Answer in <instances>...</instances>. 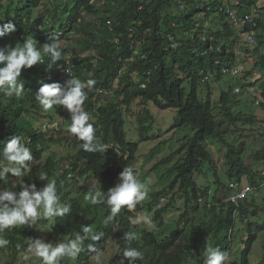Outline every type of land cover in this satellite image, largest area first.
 Segmentation results:
<instances>
[{
	"label": "trees",
	"instance_id": "1",
	"mask_svg": "<svg viewBox=\"0 0 264 264\" xmlns=\"http://www.w3.org/2000/svg\"><path fill=\"white\" fill-rule=\"evenodd\" d=\"M235 1L0 0V20H3L0 23L11 20L15 25L14 32L0 39V47H14L17 42L23 43L25 38L33 37L42 50L45 43L58 39L63 58L72 55L73 77L81 81L89 78L96 80L91 90L85 88L88 99L83 107L89 113V123L96 129L99 142L107 145L105 151H85L83 141L68 131L71 124L68 111L62 106H53L46 111L35 99V93L44 83L58 82L63 86L67 81L56 79L58 67L53 64L49 68L51 57L43 52V64L22 69L19 78L24 83L21 96L9 97L0 92V150L14 136L22 137L23 141L30 138L25 145L33 155L32 163L37 164L43 159L42 153L47 147L55 145L71 149L64 156L48 155L39 170L40 173H47L48 180L56 181L57 194L62 203L71 205L70 213L51 218L50 228L46 227L50 219H40L32 226L6 229L3 236L10 243L0 248V264L3 260L4 264H16L18 254L26 250L30 238L42 239L36 231L37 226L42 225L47 230L44 241L53 238L51 243L72 238L83 225L92 227L100 217L99 207L83 200L84 191L82 197L78 192H71L70 183L90 177L102 183L118 181L119 168L111 163L128 164L138 148L137 142L127 139L129 118L136 121L138 133L144 134L153 129L155 117L161 112H165L166 119L173 120L170 130L183 129L184 134L164 136L153 146L152 150L159 149L163 153L170 148L159 162L168 164L162 175L167 182L162 188L149 191L142 206L152 210L162 200V208L155 211L156 220L162 224V215L177 208L176 199L179 203V199L185 198L186 204L193 202L192 221H183L186 217V212H183L179 221L184 224L177 226L174 234H171L173 229L165 233L145 231L141 236L137 233V239L130 246L138 248L142 258L133 264H205L208 243L226 251L229 258L233 257L234 251L238 254L237 258L225 264H250L253 243L264 229V222L255 226L250 220L259 208L256 193L264 187V118L256 117L257 113L249 109L246 102L252 101L264 113V82L260 84L261 77L254 76L255 72L264 73V2ZM180 3L186 5L184 10L178 9ZM227 7L248 12L257 9L260 13L259 17L256 16L258 30L254 45L241 44L244 54L254 56V61L249 67H242L237 78L228 81V76L222 74V67L234 65L240 57L238 32L241 29L227 20L228 15L224 13ZM101 9L106 12L111 10V14L99 15ZM168 33L178 42L176 48L170 46ZM137 49L139 55L135 54ZM132 57L134 59H130ZM48 73H52L54 79H46ZM253 77L255 80H252ZM232 81V84L242 86V91L236 95L232 93L233 85L229 84ZM221 82L224 88L220 86ZM214 85L220 88L217 97H213L211 88ZM250 85L256 87L253 93L243 91ZM242 103L252 112H244ZM45 119L57 120L59 130H42L40 121ZM254 129L259 139L240 138L242 133L243 137L249 136L247 131ZM158 131L161 133L162 129ZM256 140L262 142L260 146H254ZM209 141L213 147L214 144L225 147L224 163H220V169L215 166ZM111 144L120 153L115 154ZM126 152L128 157L124 159ZM66 158L73 161L72 176L67 180L65 172L57 173L55 170L58 161ZM0 160H4L2 155ZM6 163L5 160V166ZM34 167L31 170L37 172ZM222 171L228 181L250 184L254 189L251 199H245L238 207V222L234 205L224 209L220 204L207 208L197 203V198L205 197L210 189L208 184L197 183V178H207V173L214 176L216 184L211 199L216 200L220 196V200L228 196V181L224 183L219 178ZM39 175L27 173L16 178L9 173L0 179V188L10 187L7 183L10 180L18 185L22 181L35 183L39 189L47 182L40 181ZM15 190L21 189L17 186ZM107 193L104 191L105 202ZM102 204L109 207L106 203ZM124 212L125 208L115 216L118 222L109 221L102 230H99L101 226L94 225V232L100 235V239L85 241L84 251L73 264H91L94 253L88 249V244L104 249L107 234L111 233L114 224L120 223L119 229L125 224ZM109 213L110 209L106 218ZM119 229L110 238L122 247L108 264H119L124 248L129 246V242L122 243L124 238ZM243 232L248 233L244 238L241 237ZM238 239L241 244L232 247L231 243ZM27 264H40V259L33 255ZM123 264H129L128 260L124 259ZM257 264H264V251Z\"/></svg>",
	"mask_w": 264,
	"mask_h": 264
},
{
	"label": "clouds",
	"instance_id": "2",
	"mask_svg": "<svg viewBox=\"0 0 264 264\" xmlns=\"http://www.w3.org/2000/svg\"><path fill=\"white\" fill-rule=\"evenodd\" d=\"M141 7L142 5L138 8L140 9ZM185 8L186 5L184 3H180L178 6L179 10H184ZM108 23L111 24L110 20H108ZM109 26L111 27V25ZM235 27L238 29V26ZM246 29H249V27H246ZM255 29V38L252 44H246L240 35L239 41L241 42L242 40L243 45L252 47L256 41L258 26ZM14 31L15 25L11 20L6 23H0V39H3L5 36ZM241 31L242 30L239 32ZM57 41L58 39L54 40L52 43H45L42 46V50L37 47L38 42L33 37L25 38L23 43L17 42L14 47L10 45L0 47V92H3L9 97L13 95L17 97L21 96L24 87V83L20 82L19 79L21 77L22 69L32 68L37 64H43V52L51 57V64H49V68H51L53 64L58 67L59 74L56 79H63L67 81L63 86L58 82L44 83L35 93V99L46 111L52 109L53 106H62L68 111L71 117V124L68 131L74 134L79 140L83 141L82 148L85 151H105L107 145L99 142L96 129L92 123H89V113L85 111L83 107L85 101L88 99V93L85 91V88L91 90L95 86L96 80L89 78L86 81H81L79 78L73 77L74 64L72 63V55L68 54L63 58V50ZM115 41L117 42V40ZM238 52L241 54L240 49ZM135 54L139 55V49L136 50ZM130 59H134V57ZM59 61L61 62L57 64ZM234 66L238 69V72L235 75L230 73V68ZM241 68V65L238 64V61H236V63L232 66L222 67V74L227 75L228 79H232L234 77L237 78L240 75ZM224 69H228V71L224 72ZM261 74L264 73L259 72L256 75L259 76ZM89 76H91V73ZM46 79H54V76L52 73H48L46 75ZM232 83L233 81L230 83L233 85V94L236 95L242 91L241 85ZM252 87L256 88L254 85H250L243 91L246 90L247 93H253V90L251 89ZM237 88L238 90H236ZM40 124L42 130L44 131L59 130L60 128L57 120L50 121L45 119L41 120ZM29 141L30 138H28L27 141H23L22 137L14 136L7 143L6 147L0 150V155L4 157V160H0V179H3L9 173L12 177L20 178L30 172V164H33L32 161L34 158L30 149L25 145V143H29ZM110 146L112 147L114 153L115 150H117L115 154L120 153L114 144H111ZM127 157L128 152L125 153L124 159ZM5 160L7 161L6 166L4 164ZM72 163V159L66 158L59 160L56 164L55 170L57 173L65 172L64 178L66 180L71 179ZM115 163L117 162H113L111 164L114 166ZM119 163L123 166L122 162ZM38 179L40 181H47L46 184L39 189L35 183H25L23 181L20 182L19 185L16 182H13L10 187L0 188V248H5L10 243V241L3 236L6 229H11L21 225L32 226L40 219L62 217L70 213L71 205L68 203H62L60 196L57 194L56 181L54 179L48 180L47 173L45 172H41ZM74 183L75 182L70 183V186ZM98 183L100 185V188L98 189H88L89 191L84 189L80 191V193H83V191L85 192V199L89 200L92 205L106 203L109 206L104 207V211L102 212L99 210L100 217L95 223H93V226L83 225L81 231L76 232L72 238H65L64 240L56 243H45L42 239L30 238L29 244L25 250L27 254L23 257L25 261L31 260L33 255L40 259V264H60L61 259L64 257H70L75 260L79 254L84 251L85 241H97L100 239V235L94 232V225L97 227L101 226L99 230H102L103 226H108L109 221L115 220V216L119 214L123 208H125V212L122 215L125 219V224L120 229V223L114 224L111 233L107 234L106 243L107 246L109 239H111L110 237H114L115 232H117L118 229L122 230L124 238L122 243L128 244L129 242V246L124 248L122 259L119 261V264H123L124 259H127L129 264H133L134 261L142 258V252L138 248L130 246L131 242L137 239V233L140 236L145 231L163 233L168 227L170 219L173 217L175 218L174 222L176 223V227L183 226V221L185 220L192 221L190 216L193 213V202L189 201L190 203L188 202L186 204L185 198L179 199V203L176 199L177 208L175 210L167 211L162 215V224L160 220H156L155 212L156 210L162 208V200L155 204L152 210L143 209L142 201H144L148 196V186L151 184V180L148 179L147 181H142L139 178V174L135 170L134 166L129 165L123 168V171L118 177V182L114 187L109 185L111 183H107L105 185L99 181ZM17 186H19L21 190L16 191L15 189ZM227 186L230 188V192L224 199L218 200L220 198V196H218V199L212 200L211 194L215 191V189L209 186L210 189L208 190L207 195L205 197L199 196L197 198V203L201 206H207V208L220 204L224 209H226L229 205H234L236 207L234 214L237 215L236 220L238 222L240 220L238 207L245 199H249V197H251L250 194L254 191V189L250 184L243 185L238 184L237 182L232 183L230 181L227 182ZM101 189L103 191H101ZM104 191H108L106 202ZM108 209H110V213L106 218ZM172 211L176 212V214L178 212V216L170 214ZM183 212H186V217L183 221H179ZM176 227L173 230L171 229V234L176 233L178 230ZM243 233L244 234H242L241 237L244 238V235L248 233ZM111 240L114 241V239ZM231 244L232 247H234L240 245L241 242L238 239ZM121 247L122 246L118 247L119 251ZM88 249L94 253L93 259L95 264H101V250L95 248L92 244H88ZM118 253L114 254L112 257ZM228 260H231V257L229 258V254L226 251H221L220 248L214 247L211 243L207 244L205 264H225ZM64 262L62 264H64ZM65 264L73 263L68 261Z\"/></svg>",
	"mask_w": 264,
	"mask_h": 264
},
{
	"label": "rangeland",
	"instance_id": "3",
	"mask_svg": "<svg viewBox=\"0 0 264 264\" xmlns=\"http://www.w3.org/2000/svg\"><path fill=\"white\" fill-rule=\"evenodd\" d=\"M229 1H232V0H229ZM262 1L264 2V0H262ZM98 13H99V15H110L111 14V10L106 12L103 9H101ZM238 44H239V49L241 51L240 57L237 60L238 64L241 65V67H243V68L249 67L254 61L253 60L254 56L248 55L247 53H245V55H244V52H243L244 47L241 46L242 40ZM255 73L257 74L258 72H255ZM256 74H254V76ZM228 80L229 79L226 78V81H228ZM252 80H255V77H253ZM222 83L223 82L220 83V86H222L224 88ZM211 89H212L213 97H215V96L217 97L220 88L218 86L216 87L214 85V86H212ZM243 104L244 103H242V107H241L243 109V111L251 113L252 111H248L246 109V107L243 106ZM246 106L249 109H251V110H253V111H255L257 113L256 117H258L260 119L264 118V113H261L262 111L258 107L254 106L252 101L249 100L248 102H246ZM136 108H137V106H135V109ZM239 108H240V106H239ZM164 113L161 112L157 117H155V123L153 125V129L147 131L144 134L138 133L137 127H136V121L134 119H132V118H129L130 123H129V126H128L129 133L127 135L128 136L127 139L130 140V141H133V142H137L138 143V148H137V151H136V153L134 155L133 160L128 162V164L123 165V166L120 165L119 162L114 164V167H118L119 168L120 173L123 171V168L125 166H129V165L134 166L135 170L139 174V178L142 181H147L148 179L151 180V184H149V186H148L149 187V191H151L152 189H156V188L160 189L166 184V182H167L166 180L167 179L163 178L162 175L166 171L168 164L167 163H159V162L162 160V158L166 154L169 153V150H170V148H166V152L163 153V151L159 152V149L152 150L153 146L160 139H162L164 136L167 137L168 135H170L172 133L179 134V135H183L184 134V130L183 129L175 130V128H174V129L170 130L169 127H170V124L173 122V120L172 119H169V120L166 119L164 117ZM159 129H162L161 133L163 132V134L159 133V131H158ZM248 132L250 133L249 136L243 137V133H242L240 138L241 139H244V138L250 139V138L253 137L254 139H259L258 135L256 134V130L255 129L251 130V131H247V133ZM142 136L144 137L143 139H142ZM153 136H155V137H153ZM146 137H148V138H146ZM261 143L262 142H260V141L257 142V140H256L254 146L255 147H257L258 145L260 146ZM212 144L213 143H211V141L208 142L209 146L210 145L212 146ZM214 146L215 147H213V146L211 147V152H212V155H213V157L215 159V166L218 169H220V163H224L223 152L225 151V147L224 146L220 147V144H218V145L214 144ZM68 151H71V149H69V147H60V146H55V145L45 148V150L42 153L43 159L37 164L33 163L30 166V172H28V173L32 174V175L40 174L39 170H40V168L43 165V160L48 155L59 156V154H62L64 156V155H66L68 153ZM116 152H117V150H115V153ZM247 153L250 154L249 151ZM246 162L250 163L249 160H246ZM156 164H158V166H155ZM34 165H35L34 169L36 168L37 172H36V170H31L32 166H34ZM222 167H225L224 164H222ZM207 178H205V176H203V177L199 176L197 178V180H199V181H197V183L199 185L208 184L211 188L215 189L216 188V184L213 182L214 176L212 174L207 173ZM219 178L224 183H226L229 180V178L227 176H225L224 171L219 173ZM117 182L118 181H116V182H114L112 184H109V185L114 187ZM7 183L9 184V186H11L12 181L9 180V181H7ZM103 184L104 185L107 184V181H105ZM98 188H100V185H99L98 181L95 180L92 177L87 178V179L82 180V181H79L77 184L74 183L72 186H70V190L74 194L77 193V192L80 193V191L84 190V189L89 191L88 189H98ZM101 191H103V190L101 189ZM81 193H80V196L82 197ZM256 194H257L256 195L257 205H258L259 208H258L257 212L254 215L250 216V220L255 226L257 224H262L264 222V187L259 189ZM82 198H83L84 201H89V200L85 199V195H83ZM250 199H251V197H249V200ZM97 206L99 207V210L101 212L104 211V206H103L102 203L98 204ZM170 214H175L176 216H178V212L176 214V212L172 211ZM174 220H175L174 217L170 219L169 225L165 229V232H168L169 230L174 229L176 227V223L174 222ZM52 222H53L52 219H50L49 222L47 223L46 227L50 228ZM44 229L45 228H43L42 225L36 227V231H38L39 236H40V238H42L43 241L47 239V235H48L47 230H44ZM45 232H46V235L44 236ZM31 237H32V235H31ZM52 240H53V238H51L47 242H45V241L44 242L45 243H50V242H52ZM118 247H120V246H118V244H116L115 241L109 239L106 248L104 250H101V253H102L101 264H108L109 259L114 254L119 252V248ZM263 251H264V230H262L259 233L258 238L253 243L252 252L250 254V264H256L258 262V260L261 259V256L263 255ZM24 255H26V251L25 250L22 251V253L18 254V256L16 258L17 259L16 260L17 261L16 264H27L28 263V261H25L23 259ZM237 257H238V254L235 253V251H234L233 257H231V259L234 260ZM71 259L72 258H70V257L65 258L64 264L66 262H68L69 260H71ZM90 262L92 264H95V261H94L93 257L91 258ZM1 263L4 264L5 261L3 260ZM71 263H74V260H72Z\"/></svg>",
	"mask_w": 264,
	"mask_h": 264
},
{
	"label": "built area",
	"instance_id": "4",
	"mask_svg": "<svg viewBox=\"0 0 264 264\" xmlns=\"http://www.w3.org/2000/svg\"><path fill=\"white\" fill-rule=\"evenodd\" d=\"M235 2L238 3L237 0ZM225 13L228 15V19L230 20V22L233 25L238 26V28L242 30L238 34L241 36L242 40L246 44H252L255 38V32H256L255 28L257 27L256 16L260 15L259 11H257V9H253L250 12H245V11L241 12L236 9L227 7L225 9ZM246 27H249V29H246ZM168 39L170 41V46L176 48L177 41L174 39L172 34H168ZM226 71H228V69H224V72ZM237 72L238 69L236 66L230 68L231 74L235 75ZM259 77H261L259 83L264 82V74L259 75ZM251 89L253 90L254 88L252 87ZM236 90H238V88Z\"/></svg>",
	"mask_w": 264,
	"mask_h": 264
}]
</instances>
